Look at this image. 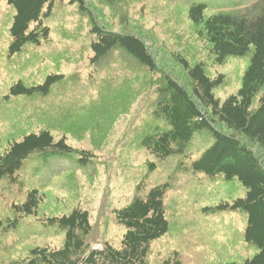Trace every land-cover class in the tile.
Instances as JSON below:
<instances>
[{
  "label": "trees",
  "instance_id": "obj_1",
  "mask_svg": "<svg viewBox=\"0 0 264 264\" xmlns=\"http://www.w3.org/2000/svg\"><path fill=\"white\" fill-rule=\"evenodd\" d=\"M5 1L15 10L10 17L5 56L7 61L20 62L31 48L39 49L50 41L52 28L48 20L65 0ZM68 3L91 24V66L113 63L118 55H127L140 69L157 75V95L149 104L139 142L159 160H180L165 180L151 186L141 181L128 204L111 210L116 224L126 227L119 245H114L107 238L106 223L101 219L93 222L89 210L80 205L62 214L40 217L47 181L38 185L28 179L34 176L28 172L30 169L39 163L49 166L52 157L88 169L96 163L95 153L71 145L65 135L56 137L50 128L14 135L0 150V189L28 188L21 199L0 208V264H184L185 248H176L153 261L154 244L175 229L187 245H201L205 234L199 227V215L224 211L246 215L245 226L236 235L255 253L242 261L227 259L221 264H264V0L243 4L188 2V18L197 38L206 44L213 64L222 66L231 58L247 60L240 88L224 101L215 90L224 85L225 76L211 77L206 61L191 62L180 52H168L159 45L157 49L155 43L153 48L149 43L152 37L142 35L140 30L135 32L128 23H122L125 29H113L100 10H93L89 0ZM108 4L117 11L111 1ZM166 59L172 60L173 67L165 64ZM70 79L71 74L60 69L46 73L40 81L16 79L0 97L2 118L16 129L19 121L52 122L49 118L53 112L59 116L70 114L72 103L63 108L70 100L63 98L60 105L52 102L58 89ZM203 136L204 142L211 140L212 144L198 158L190 159V147ZM146 166L149 177L159 162L150 159ZM180 174L238 183L244 194L213 207L193 208L190 212L194 214L189 212L182 216L185 220L172 223L174 208L167 199ZM39 228L63 235L62 244L31 242L29 239ZM187 228L190 233L183 234ZM99 243L103 247L95 248Z\"/></svg>",
  "mask_w": 264,
  "mask_h": 264
},
{
  "label": "rangeland",
  "instance_id": "obj_2",
  "mask_svg": "<svg viewBox=\"0 0 264 264\" xmlns=\"http://www.w3.org/2000/svg\"><path fill=\"white\" fill-rule=\"evenodd\" d=\"M89 1L93 10H100L113 29H125L122 23H128L135 32L140 30L142 35L152 37L149 43L153 48L155 43L157 49L159 45V48L168 52H180L191 62L206 61L211 77L220 74L225 76L224 85L215 90L216 96L222 101L240 88L247 60L231 58L222 66L213 64L208 57L206 44L197 38L188 18L189 0ZM110 1L117 11H112V7L107 5ZM215 1L221 4H243L252 0ZM14 12L7 1L0 0V97L20 77L40 81L46 73L60 69L71 74V79L67 85L58 89L52 102L60 105L61 99L70 100L66 101L68 106L64 105L63 108H68L72 103L73 110L65 116L53 112L49 118L52 122L19 121L16 129H12V122L2 118L4 116L0 110V150L14 135L50 128L56 137L65 135L71 145L93 151L96 163L88 169L75 167L68 159L52 157L49 166L48 163L43 166L39 163L31 167L32 170L28 172H32L34 176L29 175L28 179L34 180L38 185L47 181L40 217L62 214L80 205L89 210L93 222L101 219L103 224L106 223L104 226L107 238L114 245H119L126 227L116 224L110 214L111 210L128 204L141 181L146 180L147 185L151 186L165 180L180 160V157L159 160L148 154L139 142L145 128L143 123L150 112L149 104L157 95L155 89L158 77L144 68L140 69L127 55H118L113 63L104 61L98 66H91V24L88 17L80 13L74 5H70L68 0L48 20L52 28L50 41L39 49L31 48L20 62L7 61L5 48L8 44L10 17ZM163 60L159 59L161 63ZM28 61L32 62L25 67ZM171 62L172 60L166 59L165 64L173 67ZM204 139V136L198 137L190 147V159L198 158L213 142H204ZM150 159L159 162V167L147 177L146 162ZM175 185L176 188L169 192L167 199L168 205L174 208L171 210L172 223L185 220L182 216H188L193 208L213 207L244 194L238 183H224L219 179L211 180L203 176L196 178L180 174ZM27 188H22L23 191L16 186L1 188L0 208L13 200L21 199ZM197 212L201 214L200 211ZM190 213L194 214L195 211ZM198 213L195 215H199ZM199 218V227L205 234L201 245L200 242L187 245L183 236L174 229L154 244L153 261L168 255L176 248H185L184 264H221L227 259L242 261L255 253L236 235L245 226V214L224 211L212 215L201 214ZM190 231L189 228L182 230L187 235ZM34 234L29 239L31 242L62 244L63 235L55 233L54 230L39 228ZM96 247L101 249L103 245L99 243Z\"/></svg>",
  "mask_w": 264,
  "mask_h": 264
}]
</instances>
